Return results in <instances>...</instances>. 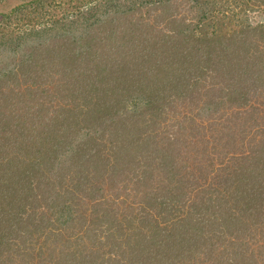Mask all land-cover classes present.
<instances>
[{"label":"trees","instance_id":"1","mask_svg":"<svg viewBox=\"0 0 264 264\" xmlns=\"http://www.w3.org/2000/svg\"><path fill=\"white\" fill-rule=\"evenodd\" d=\"M26 6L31 12L17 6L10 18H23L27 27L30 14L46 12L47 18L44 28L31 26L24 36L32 49L22 69L31 85L47 88V101L54 99L58 108L40 129L47 114L39 102L46 92L33 96L31 87L32 95L26 94L17 81L11 94L0 88V263L163 264L164 259L168 264H264V248L259 245L255 257L244 239L256 229L257 215L264 216V50L259 47L264 0H32ZM145 15L164 22L168 41L161 38L159 46L172 42L176 48L166 55L149 50L152 64L146 49L136 45L150 42ZM8 66L0 65V87L12 73ZM225 115L226 130L239 128L243 115L255 130H248V137L253 134L248 140L244 133L236 137L229 131L223 144L237 147L235 162L251 167L247 175L223 169L228 188L240 189L231 197L239 212L222 224L228 233H221V224L201 210L188 230L187 223L178 230L179 223L166 225L169 235L143 209L155 207L147 201H141L143 210L136 214L124 210L119 222L113 204L91 206L95 191L88 187L94 173L123 176L126 165H138L137 152L142 160L157 159L154 154L173 159L178 138L186 142L201 135L202 120L218 126ZM176 123L171 136L162 130ZM59 131L69 138L68 146L57 141ZM106 134L105 141L99 139ZM143 166L144 177L135 180L148 190L153 172L147 161ZM131 179L133 193L139 194ZM175 189L179 200L183 188ZM163 198V204L154 205L161 208ZM121 221L126 231L131 229L125 234L117 233ZM104 222L111 232L108 239H101Z\"/></svg>","mask_w":264,"mask_h":264},{"label":"rangeland","instance_id":"2","mask_svg":"<svg viewBox=\"0 0 264 264\" xmlns=\"http://www.w3.org/2000/svg\"><path fill=\"white\" fill-rule=\"evenodd\" d=\"M31 1L32 0H0V65L8 63V68L12 71V73H10L9 75V80L2 83V87L0 88H3L2 93H4L5 95H7L8 93L11 94L13 88L17 86L15 83V81H17L20 84L19 87L22 86V90H25L26 94H31L28 91V89H30L31 87L35 92L33 96H37V93L41 90L45 91L46 94L40 96L42 99L39 102L43 103L44 105L43 111L41 112L47 114V116L43 115V123H40L41 129L42 127H44V125H47V118H51L52 116H55V114H57L56 109L58 107L55 105L56 102L54 99L50 103L47 101L48 90L47 88L43 87L44 85H41V88H38V86L36 85H31L32 78L31 76L26 75L25 70L22 69L23 65L21 64V62L22 60H24V58H26L27 54L31 55V53H29V50L32 49L27 47V44L30 43H24V36L29 32L31 26L36 30L44 28L47 15L46 12L30 14V17H32V22L29 23V25H31L29 27L26 26L28 21L24 20L23 18H10L11 11L17 6L21 7V5H23V7L27 9V11H30V7H25V5H28V3ZM22 16H24V14ZM144 19L145 21L143 22V27H145L146 21L150 22L149 24L147 23V26L149 25L150 32L145 31L146 33H148V41L150 42H147L148 44L141 41L138 43V40L136 45L143 46V48L146 49L144 51L146 58H149L151 56L149 50H153L156 52L160 50L163 55H166V53L169 51H173V49L174 51H176V48H173L172 46V42V45L170 44L159 46L161 38L164 41H168L167 35L163 31L165 26L164 22L160 20H158L159 22H156V19L152 17H150L149 19L147 15H145ZM162 33L164 34V36H162ZM32 38V43H35V37ZM171 38L175 40V37L172 35ZM156 41L158 46L155 43ZM46 44L51 45V42L46 40ZM259 47L261 50H264V40H259ZM15 49L17 51H20L21 53H16ZM148 60L151 64L155 62L153 58H149ZM16 65L17 67L18 65L21 66L17 69ZM25 79L26 81H24ZM209 86L217 85H211L209 83ZM39 103L35 102L37 108H39L37 105ZM240 110L241 109H238L236 112H239ZM248 110L255 109L249 107ZM229 111H231V109H229ZM236 112H230L229 115L236 116V114H234ZM228 117H226V115L224 117H221L220 120L222 122L218 126L216 125V123H212V121L202 120L203 123L201 124V127H203V133L201 135L190 136L189 140H187L186 142H183L182 139L178 138L176 141V146L178 147L174 152H178V154L173 159H171L172 157L170 156V154L164 156H158L154 154L155 158L158 157L157 159H153L152 157H145V159L142 160V154L137 152L135 155L138 165H126L129 171L127 172V170H124L123 176H121L119 173V175L115 173L114 177L118 176V179L119 177H121V180L119 179L121 181L120 184L116 183L118 179H114V177L112 178L113 173L111 172L110 176H108L107 174L101 176L100 170L99 173H94V177H91V179H93L91 181V185L88 187L89 190L94 189L95 191V203H93L91 206L94 207V205L98 203L100 208V206L108 205L107 203L113 204L110 206V208L112 210H116L119 214L118 221L116 220L117 222H119V220H122L123 218V215L120 214H126L124 210L126 212L128 211V215L138 213L137 211L139 209L150 210V212L153 213L154 219L157 220V224L159 225L158 228H160L162 234L163 232L169 234V231L168 229H165V226H170V224L176 225L177 223H179L177 227L178 230L180 229L181 225L187 223L188 225H185V227L188 230V227L192 225V221H195V219L199 217V213L201 210L205 215H210L211 218H214L215 222L218 223V225L221 224V233H228V231L222 226V224H224V219L228 215L234 216L233 212H236V214L237 212H239L238 210L240 208H238L236 199H233L231 197L232 194L237 197L238 194H240L238 192L240 189L238 190V188H236L235 186L228 188L229 186H227V183L223 182V180L221 179L224 177V175H222L223 169L226 168L227 171L225 173L230 172V174H232L238 172L239 175H247V173L250 172L251 167H248V163L241 162L239 164L235 162L236 160L234 157H232V155L237 147L230 144L228 146H225L223 144H225L224 142H227V133L229 131H232L231 134L236 137H240L244 133L246 140L250 139V137H253L252 133H249L250 137H248V130H250V132H255L254 129L248 128L249 126L248 124H246L247 115L241 116L243 118V122L240 124L239 128L232 125L231 128H228V130H226L225 126L227 125V123L224 124V127L222 126V124L223 120L225 121ZM167 123L171 122L168 121ZM21 125L22 127L24 126L23 124ZM178 126L179 125H177L176 123L171 128L165 126V128L163 127L162 130L164 129V131H169V134L171 136L172 131H175ZM22 127L21 130L23 131L24 127ZM68 131L70 132V130ZM63 132L64 131L57 132V136H59L57 137V141H59L62 148L64 146H68L67 144L69 143V138L63 136ZM15 134L16 132L13 133V135ZM107 135L108 134L100 136L99 139H104L105 141L107 139ZM7 136H9V132ZM135 137V135L131 136L133 140ZM157 137L160 138V135ZM71 140L73 139H70V144H74V142H72ZM238 143H246V145L248 144V142ZM66 151L67 150L62 151L64 155H66ZM252 156L256 155L254 153H250V158ZM62 157L64 159L66 158V156ZM113 161L114 159L112 158L111 162ZM146 161L148 165H151V171L153 173L149 174V176L152 177L150 180H153L154 183V185L148 190L143 189L141 184L137 182L138 180H135L137 176L139 178L144 177L143 164ZM164 161H167V163L165 164ZM221 166H223V168H221ZM114 169L116 171L118 170V167L114 166ZM126 176L129 177L127 180ZM130 179L134 181V189L136 191L137 188L139 194L133 193L131 189ZM113 180L115 181V183ZM167 180H170L171 183L167 182ZM123 183L124 187L122 188L121 186L123 185ZM174 185H176V187L180 186V188H183L182 192L177 195V197H179V200L174 197L177 191L175 189L176 187L174 188ZM143 190L145 191V193ZM162 198L166 200V202L164 203V205H162L161 208L159 207V205H154L162 203ZM155 199L160 202L156 203ZM143 200L149 202L151 205L153 204L152 206L155 207L142 209L140 206L142 204L141 201ZM98 205H96V208ZM168 209H171L173 211V214H175L174 217L170 216ZM166 214L169 217L165 216ZM162 215H164V220H162ZM256 218H258L257 220H255L257 222L256 229L251 233L250 236H247V238L244 239L245 241L246 239H248V242H246L247 247L248 245H251V247L255 251L254 256L258 257L259 245H261L260 250L264 248V216L260 215L258 217L257 215ZM112 225L115 228L114 223ZM121 225V231H117L118 234H121V232L125 234L126 232L131 230L129 229L126 231L124 221H121ZM101 226L103 228V230H101V239H108L107 237L111 234L109 224L107 222H104ZM177 230L175 231L176 234ZM112 232H114L113 229ZM226 235L227 234H223L222 236L226 237ZM101 243L108 245V243L103 240H101ZM226 249L230 250L231 248ZM1 255L3 257H6V254L3 251ZM260 258V262H263L264 253H260ZM182 261L183 260H181V264H186L188 262V260H185L183 263ZM33 263H35V261H33ZM162 263L168 264L169 262H167L166 260L164 261L163 259ZM7 264L13 263L9 262Z\"/></svg>","mask_w":264,"mask_h":264}]
</instances>
